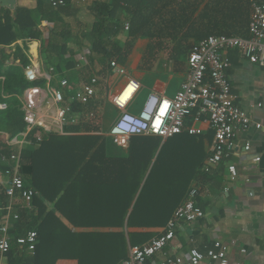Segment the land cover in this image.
<instances>
[{
  "label": "crops",
  "instance_id": "obj_1",
  "mask_svg": "<svg viewBox=\"0 0 264 264\" xmlns=\"http://www.w3.org/2000/svg\"><path fill=\"white\" fill-rule=\"evenodd\" d=\"M46 1L51 2V0ZM103 1L63 0V4L52 6L54 13L41 20L39 26L43 28V37L47 38L45 43L50 36L54 44L65 43V47L46 52V49H42L40 40L20 39L8 48L14 50L17 46L27 45L32 60L43 65L42 70L46 71L49 67H55L60 56L68 63L69 60L75 61L74 67L62 70V74H68L72 78L69 85L73 88L80 87L87 78H97L96 94L93 98L96 108L90 113L91 117L99 119V130H66L65 127L70 123L57 125L54 120L57 104L53 101L42 104L39 109L40 117L47 128L42 129L46 133H57L69 137L101 136L108 142V154L117 156L125 155L129 144L125 147L114 145L109 136V130L103 129V126L111 127L115 120L116 116H113L112 112L116 110L119 113L111 102V97L128 80H136L139 83L137 93L126 108L131 113H138L141 110L150 92L172 97L185 80L188 71L187 56L191 49V45L186 51L183 50L182 45H179L176 52L174 46L176 47V42L180 39L192 42L199 38V35L196 36L195 33L185 35L181 31L170 33L163 30L155 33L152 38L132 39L129 36V29L124 28L125 23H128L124 21L125 11L121 9L115 13L114 17H111L107 9L102 7ZM17 6L36 9L37 0H16L15 7ZM3 8L13 11L10 8ZM96 15L105 18L108 30L106 41L110 43L106 47L112 49L114 44L116 51L125 55L124 62L116 59L114 49L112 51L114 57L111 60L105 58L103 63L102 54L94 51L90 31ZM117 20L123 28L113 35L110 24H115ZM33 44L36 45V54L31 52ZM225 54L229 58L230 66L227 69V77L235 96V103L251 116L253 123L248 127L238 126L235 129V148L216 169L210 172L202 170L203 173L198 179L189 182V189L197 188V204L202 208L204 216L177 229L174 239L165 248V252L167 255L184 257L191 248L204 251L213 241L219 240L228 244L230 259L245 264H264V67L252 62L238 50L228 51ZM47 55L50 56L48 60ZM113 60L124 67L125 74L118 75L113 72L110 65ZM146 78L148 81L144 82ZM57 85L58 77H53L49 81L44 80L42 86L45 89L47 86ZM63 91L65 104L70 105L67 92L65 89ZM71 112L76 118L81 115L73 110ZM254 123H261L263 127L256 129ZM194 125L204 129L201 135H207L205 143L209 153L212 130L209 129L207 122H198ZM0 139L7 141L8 137L0 133ZM19 141L23 149L29 142L28 136L25 139L20 138ZM246 143L250 144L248 151L244 149ZM256 157H259V161L254 160ZM229 164L234 165L236 169L237 175L233 179L227 169ZM4 179V173L0 171V182ZM77 183L82 185L80 183L84 182ZM90 183L95 185L91 191H83L80 188L71 189V193L62 200L57 199V206L55 202H49L36 188L31 186L36 191L34 196L46 206L41 216L43 217L47 212L55 214L68 230L61 232L64 234L70 232L77 237L79 246L73 244L71 249H80L81 260L85 264H123L129 257L130 246L144 244L164 230L165 225L130 228L127 225L130 210L125 213L122 225L107 224L106 219L102 224L96 223L93 226L72 224L68 217L103 216L110 218L112 215L122 214V205L119 214L117 208L114 209L109 202V199L114 196L118 197V194L120 199H123L125 193L122 187L118 190L105 180ZM29 209H36L35 213L38 212V208L32 205ZM15 222L12 220L11 226ZM74 254L75 251L71 250L72 257L58 259L54 264H78ZM0 264H8L6 255L0 256Z\"/></svg>",
  "mask_w": 264,
  "mask_h": 264
},
{
  "label": "trees",
  "instance_id": "obj_2",
  "mask_svg": "<svg viewBox=\"0 0 264 264\" xmlns=\"http://www.w3.org/2000/svg\"><path fill=\"white\" fill-rule=\"evenodd\" d=\"M252 6L253 0H104L102 4L111 17L121 9L125 11L124 21L130 25L129 36L132 39L152 38L155 33L163 30L199 35L192 42L181 41L182 39L177 41L176 47L174 46L176 52L177 46L182 45L186 51L188 46L208 35L248 37ZM52 8L51 2L46 0H37L36 9L17 6L10 11L0 8V102L6 103L4 109L0 108V133L8 138L25 130L20 101L22 93L30 86H42L44 83V79L29 82L25 78L24 68L30 63L27 45L17 46L14 50H10L8 46L20 39H29L40 40L42 49H46V52L65 47V43L54 44L50 36L45 43L47 38L43 37V28L39 26L41 20L54 13ZM119 22L117 20L115 24H110L113 35L123 28ZM90 35L94 51L102 54V63L105 58L111 60L114 57L113 49L116 59L124 62L125 55L116 51L114 44L112 49L106 47L110 43L106 41L108 30L105 18L96 15ZM46 59H50V56L47 55ZM63 59L59 57L54 71L69 82L72 78L68 74H62V70L74 67L76 62L69 60L68 63ZM85 82H90V78ZM64 89L67 97L74 92L71 85ZM70 106L71 110L81 115L78 122L70 123L65 127L66 130L100 129L99 119L89 115L96 108L93 99L85 104L70 101ZM36 134L41 135L40 141L36 140ZM210 135L213 136L212 131ZM206 136L182 132L166 139L161 145L160 138L156 136H134L130 139L128 152L115 156L108 154V142L101 136L69 137L46 133L42 128L35 127L28 134L27 146L21 150L20 172L26 186L36 188L49 202H55L56 206L57 199L62 200L71 193V189L91 191L95 185L90 182L105 180L118 190L123 188V199H120L119 194L118 197L109 199L119 214L122 205L121 215H112L110 218L68 217L74 225L93 226L96 223L102 224L104 219L107 224L122 225L125 213L130 210L127 219L130 228L161 227L186 198L189 182L198 179L203 173L202 166L208 156ZM15 149L7 141L0 139L1 172L8 167L3 158L9 157ZM79 181L84 183L79 185ZM5 202L4 189L0 185L1 207ZM31 205L38 208V212L35 213L36 209H19V220L12 226L10 234L15 239L28 230H35V254L30 256L12 240L6 254L7 263L54 264L58 259L72 257L71 250H74L78 264H85L81 260L80 249H71L73 244L79 246L77 237L70 232L65 233L66 235L61 232L67 228L55 214L47 212L41 216L46 206L39 198L34 196Z\"/></svg>",
  "mask_w": 264,
  "mask_h": 264
},
{
  "label": "built area",
  "instance_id": "obj_3",
  "mask_svg": "<svg viewBox=\"0 0 264 264\" xmlns=\"http://www.w3.org/2000/svg\"><path fill=\"white\" fill-rule=\"evenodd\" d=\"M51 4L52 6L61 5L63 0H51ZM124 28L129 29V24L125 23ZM248 34L246 38L223 34L208 35L194 43L187 56L188 71L180 88L172 97L150 92L138 113H131L126 109L139 89L138 81L128 80L111 97V102L119 111L109 129L112 142L116 146L125 147L134 136H156L163 143L166 139L182 132L201 135L204 129L194 124L207 122L213 136L202 170L210 172L216 169L235 148V129L238 126L248 127L253 123L251 116L235 103V96L227 77L230 63L225 53L238 50L252 62L264 67V0H253ZM27 55L30 59V63L24 68L27 81L36 82L39 79L49 81L50 78L58 77V85L47 86L45 89L43 86L33 85L24 90L20 97L26 125L24 131L7 139V143L16 149L9 157L3 158L8 162V167L3 172L4 181L0 182L6 196L5 204L0 207L2 210L0 256L7 254L12 240L24 248L30 256L35 254L37 244L35 230H28L15 239L10 234L11 221L19 220L18 210L31 208L36 194L32 187L25 185L20 172L22 150L20 138L25 139L35 127L47 129L40 117L39 109L42 104L51 101L57 104L54 113L57 125L76 123L79 119L72 114L71 106L65 104L63 89L69 87L68 80L60 77L53 67H49L47 71L42 70L43 65L35 63L28 51ZM110 65L115 74H125L124 67L116 61H111ZM96 80L97 78L92 77L90 82L74 87L73 94L69 96V102L75 100L85 104L93 99L96 94ZM5 107L6 103L0 102V108ZM89 115L91 117L92 114L89 113ZM254 125L256 129L263 127L261 123H254ZM36 140H41L40 134H36ZM244 149L248 151L250 144L246 143ZM254 160L259 161V157ZM227 169L230 177L235 178L237 175L235 166L229 164ZM197 193V188L191 187L186 198L168 219L164 230L144 244L130 246L129 257L123 264H245L230 259L228 244L219 240L213 241L204 251L191 248L184 257L166 254L165 248L174 239L177 229L204 216L202 208L197 204Z\"/></svg>",
  "mask_w": 264,
  "mask_h": 264
},
{
  "label": "water",
  "instance_id": "obj_4",
  "mask_svg": "<svg viewBox=\"0 0 264 264\" xmlns=\"http://www.w3.org/2000/svg\"><path fill=\"white\" fill-rule=\"evenodd\" d=\"M15 2L16 0H0V8L6 7L10 8L11 10H14Z\"/></svg>",
  "mask_w": 264,
  "mask_h": 264
},
{
  "label": "rangeland",
  "instance_id": "obj_5",
  "mask_svg": "<svg viewBox=\"0 0 264 264\" xmlns=\"http://www.w3.org/2000/svg\"><path fill=\"white\" fill-rule=\"evenodd\" d=\"M148 81V78H146L145 80H144V82H147ZM143 95V94H142ZM139 97V95L136 97V99ZM112 115L113 116H118V112L115 110V111H113L112 112ZM109 128H110V126H103V129H105V130H109Z\"/></svg>",
  "mask_w": 264,
  "mask_h": 264
},
{
  "label": "bare ground",
  "instance_id": "obj_6",
  "mask_svg": "<svg viewBox=\"0 0 264 264\" xmlns=\"http://www.w3.org/2000/svg\"><path fill=\"white\" fill-rule=\"evenodd\" d=\"M35 46H36L35 44H33L31 46V52H32V54H36V47Z\"/></svg>",
  "mask_w": 264,
  "mask_h": 264
}]
</instances>
